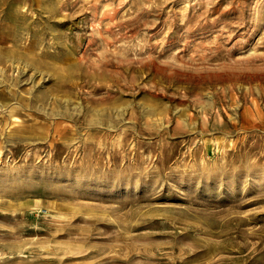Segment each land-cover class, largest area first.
Listing matches in <instances>:
<instances>
[{
    "label": "rangeland",
    "instance_id": "rangeland-1",
    "mask_svg": "<svg viewBox=\"0 0 264 264\" xmlns=\"http://www.w3.org/2000/svg\"><path fill=\"white\" fill-rule=\"evenodd\" d=\"M8 47L0 264H264V0H0Z\"/></svg>",
    "mask_w": 264,
    "mask_h": 264
},
{
    "label": "bare ground",
    "instance_id": "bare-ground-1",
    "mask_svg": "<svg viewBox=\"0 0 264 264\" xmlns=\"http://www.w3.org/2000/svg\"><path fill=\"white\" fill-rule=\"evenodd\" d=\"M53 12V11H52ZM58 13V12H57ZM33 46V45H32ZM30 47V46H29ZM35 47V46H34ZM33 51V50H32ZM4 53V54H3ZM37 53V52H36ZM35 53V54H36ZM39 53V52H38ZM25 55V53H22V52H20L19 53V51H18V49H13L12 47H8V49H4V51H1L0 50V61H6V59H10V58H14V60L15 59H17V60H20V61H22V59H23V56ZM33 55H34V52H33ZM30 57V56H29ZM33 57V56H32ZM35 57H36V55H35ZM34 58V57H33ZM20 61H18L17 63H19ZM32 62V61H31ZM43 62V61H42ZM37 63H38V61H37ZM19 67V66H18ZM27 67V66H26ZM32 67H34L33 65H32ZM44 67V66H43ZM22 68V67H21ZM39 68H41V67H39ZM40 71H42V70H40ZM70 82H71V80H70ZM56 83H58V82H56ZM66 84H68V83H66ZM58 85H61V84H58ZM62 86V85H61ZM67 86V85H66ZM88 88V87H87ZM58 97V96H57ZM9 98V97H8ZM13 98V97H12ZM7 99V98H6ZM95 100V99H94ZM55 102V101H54ZM51 113V112H50ZM106 117V116H105ZM119 120V119H118ZM32 140V139H31ZM164 149V148H163Z\"/></svg>",
    "mask_w": 264,
    "mask_h": 264
}]
</instances>
